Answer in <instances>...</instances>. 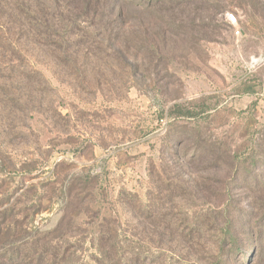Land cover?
<instances>
[{
  "label": "rangeland",
  "instance_id": "374dc122",
  "mask_svg": "<svg viewBox=\"0 0 264 264\" xmlns=\"http://www.w3.org/2000/svg\"><path fill=\"white\" fill-rule=\"evenodd\" d=\"M10 2L70 36L61 53L28 41L11 46L22 61L0 56V249L63 220L41 244L66 243L78 264L111 227L133 264H264V67L249 62L264 54V0L129 5L124 28L143 23L156 44L138 68L98 48L96 16L48 0H0V39H16Z\"/></svg>",
  "mask_w": 264,
  "mask_h": 264
},
{
  "label": "trees",
  "instance_id": "16d2710c",
  "mask_svg": "<svg viewBox=\"0 0 264 264\" xmlns=\"http://www.w3.org/2000/svg\"><path fill=\"white\" fill-rule=\"evenodd\" d=\"M152 1H142L139 3H135V1L132 0H48L50 6H57L64 11H75L77 13H82V15L84 16L91 14L92 18H95L96 16L99 23H94L96 19H93V21L91 22V25L96 24L101 26V31L98 32V35H96V37L98 38L102 36L104 39H106L104 46L102 42L99 44L98 48L103 47L109 52L115 53L119 56L120 60L123 61V63L126 62L132 68L139 67L140 58H138L137 52L146 53V51H148V46H146V44L150 43V41L144 40V38H141V36H139L145 35L147 30L143 23L138 26L136 31H129L124 28V22H127L129 18L127 7L133 4L134 6H137V10H139V12H143L152 8ZM7 4L10 6V9L8 7L6 8L11 12H9L11 17L7 18V21L5 23L16 28L14 32L16 39L14 42H10L7 38L0 39V42H8L6 46L10 47V50L6 48L5 52L3 54L1 53L0 55L4 60H6L5 64H12L14 61L23 60V55L21 54V52H19L17 48L11 47L12 45L15 46V44L19 42L27 43L29 41L33 44H36L37 42L41 41L42 43L40 44L42 46H46L48 48L46 49V51L50 52L51 54H54L57 51L56 49L51 50V47L53 45L56 46L57 44H59V53L66 50V48L68 47L66 43L68 42L70 35H60L58 33H54L49 30L51 29L50 26L44 23H39V20L37 18L28 17L29 7L31 6L29 5V3L15 4L10 2ZM30 14L33 13L31 12ZM106 21L107 23H109V26H112V24L114 23L115 25L108 30L105 28L104 31V27H102V24H104ZM122 37L125 38L122 39ZM62 46H64L65 49H61ZM150 46L151 49L156 48V44L152 41L149 44V47ZM86 48L88 49L87 54L93 53L89 51L90 48H93L92 44H89V46ZM73 52L75 56L78 55L77 50ZM120 52H123V56ZM9 60L12 61L8 63ZM18 66L21 69L24 67L23 64H19ZM22 77L24 79L30 78V76L25 75H22ZM178 107L179 106L175 104L172 107V110H175ZM180 110H182V108ZM182 114L185 116H189L190 114H192V111L189 108L184 109ZM173 119L175 120L174 117ZM73 216L76 217L78 216V214H74ZM140 217H143L142 211L140 212ZM63 222V220L60 221L58 226L52 232H50V235L46 234L42 236V234L36 233V235H34V238L31 236L26 238V240L24 238H21L19 240H22L21 244L15 246L14 248H1L2 250L0 249V264H78L79 261L76 259V257H74L77 249L75 251H71V249L68 248L67 245H65L66 243L63 246L59 245V249H57L55 252H52V249H56V247L54 246L58 245L57 242H55L56 244L53 247H45L41 244V241H45L43 242L44 244H52L50 242H47L46 240L54 242L60 237H63L64 234L61 231ZM101 230H99L96 237L91 239V248H93L95 251V256L93 259L94 264H133L130 261L129 253L127 251H123L124 244L127 242L125 239L118 238V235L116 234V228L111 227L108 230H104L102 228ZM66 232L67 236H74V233L73 231H71V229H66ZM39 236H42V238H40ZM230 243L232 246H236L233 240H231ZM158 253V251L154 253L156 254V257L154 256V258H158ZM159 254H161L160 257H162V253ZM145 256H143V260L138 264H145ZM150 256V258L149 256L147 257L148 261L153 259V255ZM54 257L55 259L53 260ZM155 261L156 260L152 261V263ZM162 264H164V259H162Z\"/></svg>",
  "mask_w": 264,
  "mask_h": 264
},
{
  "label": "built area",
  "instance_id": "2783aa9c",
  "mask_svg": "<svg viewBox=\"0 0 264 264\" xmlns=\"http://www.w3.org/2000/svg\"><path fill=\"white\" fill-rule=\"evenodd\" d=\"M226 19L229 23L231 24H236L237 23V17L235 16L234 13L229 12L226 14ZM250 64L256 67L263 66L264 67V54H260L255 57L250 58Z\"/></svg>",
  "mask_w": 264,
  "mask_h": 264
}]
</instances>
